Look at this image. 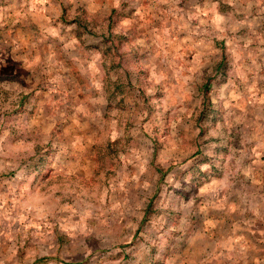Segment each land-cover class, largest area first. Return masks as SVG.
<instances>
[{
    "label": "rangeland",
    "instance_id": "1",
    "mask_svg": "<svg viewBox=\"0 0 264 264\" xmlns=\"http://www.w3.org/2000/svg\"><path fill=\"white\" fill-rule=\"evenodd\" d=\"M0 264H264V0H0Z\"/></svg>",
    "mask_w": 264,
    "mask_h": 264
}]
</instances>
